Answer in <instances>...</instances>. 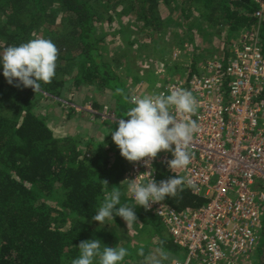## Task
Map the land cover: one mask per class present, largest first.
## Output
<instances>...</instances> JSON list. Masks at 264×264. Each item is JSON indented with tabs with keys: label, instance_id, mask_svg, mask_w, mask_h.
<instances>
[{
	"label": "trees",
	"instance_id": "trees-1",
	"mask_svg": "<svg viewBox=\"0 0 264 264\" xmlns=\"http://www.w3.org/2000/svg\"><path fill=\"white\" fill-rule=\"evenodd\" d=\"M173 3L180 6L182 24L193 45L199 25L227 29L224 51L217 59L222 63L227 62L224 57L229 55L230 41L244 29L258 28L264 52V21L258 23L254 15L258 8L254 0H0V56L6 47L37 39V33L42 31L43 39H50L59 50L52 82H41L37 92L23 85L16 87V80L9 84L0 65V264H64L78 257L82 241L99 239L103 248L134 238L131 233L130 237L110 226L106 219L101 225L92 220L105 194L113 188L122 192L121 205L134 204L123 182L126 159L110 134L118 127L116 121L103 119L108 130L104 139L92 137L83 143L72 135H58L49 125V115L35 110L39 107L35 98L58 101L56 98L71 91V86L106 91L114 101L118 120L127 119V110L132 106L129 98L134 95L130 85H137L140 80L131 55L132 49L137 48L134 34H163L167 29L163 10ZM122 10L130 12L128 24L113 34L121 32L123 48L117 49L116 45L108 52L103 45L107 40L105 33L99 34V24L106 19L112 23L115 14ZM119 24L122 26V22ZM176 44L174 40L172 49ZM190 64L193 68L198 65L197 60ZM123 65L131 82H126L118 72ZM171 66L174 75L185 71L178 63ZM153 71L154 68L150 69L147 76L156 78ZM58 74L66 79L59 80ZM93 106L99 112L104 108L95 100ZM75 113V108L70 107L68 117ZM172 158L170 154L157 164L159 182L181 176L182 169L168 167L167 161ZM60 188L62 194L55 202L54 195ZM164 201L181 211L200 207L206 199L194 195L185 185L183 192L178 191L176 197H166ZM134 211L137 221L147 229L139 230V235L165 230L163 222L146 213L142 206L136 205ZM160 235L158 246L175 255L177 247ZM259 245L258 252L264 253V226ZM123 247L138 255L132 245L127 243ZM171 261L167 263L172 264Z\"/></svg>",
	"mask_w": 264,
	"mask_h": 264
},
{
	"label": "built area",
	"instance_id": "built-area-1",
	"mask_svg": "<svg viewBox=\"0 0 264 264\" xmlns=\"http://www.w3.org/2000/svg\"><path fill=\"white\" fill-rule=\"evenodd\" d=\"M254 1L258 4L254 15L261 23L264 0ZM180 54L176 51L173 59ZM225 57L226 64L209 58L200 69L185 65L177 78L157 83H161L157 94L182 88L198 101L197 112L191 116L199 124L189 145L192 161L180 174L194 181L198 191L193 194L206 202L181 211L165 201L150 202L148 210L142 207L158 217L173 244L185 250L186 257L177 256L173 264H237L254 252L262 236L264 52L258 28L239 31ZM107 111L109 118L114 115ZM170 154L159 152L150 166L144 163L148 158L126 160L124 181L159 183L157 164Z\"/></svg>",
	"mask_w": 264,
	"mask_h": 264
},
{
	"label": "clouds",
	"instance_id": "clouds-1",
	"mask_svg": "<svg viewBox=\"0 0 264 264\" xmlns=\"http://www.w3.org/2000/svg\"><path fill=\"white\" fill-rule=\"evenodd\" d=\"M58 52V48L50 39L43 38L31 39L19 46H8L0 56L3 76L9 84L16 80V87L23 85L37 92L41 89V82H52ZM129 102L132 106L127 110V119L116 121L118 127L110 133L121 156L129 162L148 158L144 163L150 166L151 160L156 158L159 152L170 151L173 158L167 161L168 167L172 170L186 168L192 161L189 145L194 133L199 130L197 121L191 119L198 108V101L192 92L177 88L170 90V94L133 95ZM125 181L127 192L133 197L134 204L121 205L122 192L113 188L110 193L105 194L102 205L92 216L93 221L101 225L106 218L114 220L115 215L121 217L130 228L137 222L134 211L136 205L148 210L150 202H161L166 197H176L178 191H184L185 185L192 189L194 194L198 191L194 181L185 176L170 177L159 183L154 179L147 183H140L137 179ZM102 182L108 185L107 181ZM78 248L79 255L71 264H119L128 255L124 247L101 248L99 239L82 241ZM138 254L144 257L142 264H165V261L170 259V253L163 247L148 255L141 249Z\"/></svg>",
	"mask_w": 264,
	"mask_h": 264
},
{
	"label": "rangeland",
	"instance_id": "rangeland-1",
	"mask_svg": "<svg viewBox=\"0 0 264 264\" xmlns=\"http://www.w3.org/2000/svg\"><path fill=\"white\" fill-rule=\"evenodd\" d=\"M93 1L95 2L96 0ZM128 17H130V12L122 10L121 12L115 14V20L112 23H109V21L106 19L101 24H99V34H101L102 32L105 33L103 35L106 36L107 40L105 43H103V45H106V47L108 48V52H111V48L115 47L116 45L117 49L123 48V44L121 42L123 35L121 34V32H119L117 35H114L113 32L121 31L120 29H122V27H126L125 24H128ZM163 17L166 22L165 27L167 28L163 34H156V36H154L147 31L143 33H139V31H136L137 35L134 34V40H137V48L132 49L131 55L134 58V69L136 70L137 75H139L138 78L140 79L137 81V85H130V87H133L134 94H138L140 96L154 95V92L156 93V91L161 88V85L159 84L167 81L170 78H177L179 75H174L175 70L172 68V64L178 63L179 67H182L183 70L186 67L185 65H188L196 60L197 64H203L206 58L218 59L223 54V40L227 38V29L223 27L219 28V26H214L212 24L199 25L195 28V39L193 45L187 37L188 33L186 31V28L182 24L183 22L181 20V9L178 4L173 3L168 8L165 6V9L163 10ZM121 22L122 26L121 24H119ZM170 25H173V27H171ZM134 29L136 30L137 27H134ZM42 35L43 31L37 33L38 38H43ZM182 38H184V43H182ZM174 40L177 44L174 45L176 46V48L172 49V42ZM115 41H119V43H115ZM176 50H179L181 55L180 58L175 61L172 55H174ZM171 51L173 54L170 55L169 53ZM209 52L211 53V55H209ZM103 53L107 52L103 50ZM162 56H164L163 61L160 60ZM200 56H202V58H199ZM125 60L126 59H124V61ZM152 68H154L153 72L156 73V78L147 76V72ZM118 72L120 73L122 78L126 80V82L132 81V78L129 77L130 75L126 74L124 65L121 66L120 69H118ZM57 78L59 80H62L66 79V76L58 74ZM158 79H160L161 83L157 85ZM37 98L39 107L36 106L35 110L38 113L49 115V125L56 131L58 135H72L75 138L80 139L83 143H85L92 137L104 139L108 130L105 128V124H103V119L109 118V114H105V108H108L107 112H115V104L109 92H97L96 90L90 89L88 87L81 88L79 90V88L71 86V91L65 93L64 96L60 99L56 98L58 99V101L51 100L45 97H36L35 99ZM94 100L96 102H99L104 107L102 112H99L95 109V107L93 106ZM61 101H63L64 104H60ZM70 107H74L76 113L75 115L68 117ZM93 112H95V115L90 114ZM109 119H111L110 121L113 122L118 121L115 113ZM61 194L62 191L60 188L58 190V193L54 195L55 202L59 200ZM117 218L114 217V220L106 218V221L110 226L118 228L119 226L117 225L118 222H116V220L122 221L123 219L119 216H117ZM122 232H127L126 228H122ZM128 232L132 233L131 231ZM155 234H157V236L153 238L154 240H152L153 242H151L150 247L143 249L145 255H148L150 252H154L157 248H160V246H158L161 236L160 234L166 236V238L170 240V237L166 230H163L160 233L156 232ZM146 236L148 235L146 234ZM129 240L131 242L130 245H132L135 250L134 246H136L138 239ZM133 242H135V244H133ZM125 244H127L126 241L119 242L115 246V248L123 247ZM258 247H260V245ZM258 247L254 250V252H252L246 258L242 259L237 264H259L260 262L264 263V253H259ZM262 249L264 250V245ZM174 253L176 255L174 258V255H171L170 253V259L172 260L171 262H173L177 256L182 259L186 257L184 249L175 248ZM132 258H134V264H142V261L144 260V257H142L143 260H140L138 259V255H136L135 257L133 255V252H128V255L122 262H119V264H130ZM72 260L73 259L70 258V260H68L64 264H71ZM165 264H168L167 261H165Z\"/></svg>",
	"mask_w": 264,
	"mask_h": 264
},
{
	"label": "crops",
	"instance_id": "crops-1",
	"mask_svg": "<svg viewBox=\"0 0 264 264\" xmlns=\"http://www.w3.org/2000/svg\"><path fill=\"white\" fill-rule=\"evenodd\" d=\"M224 58H226V57H224ZM205 63V62H204ZM203 63V64H204ZM203 64H198L197 65V67L196 68H194V69H200V67L203 65ZM137 68H138V66H137ZM139 75H137V77H138ZM181 175V174H180ZM117 225L119 226L118 228H116L117 230H122V228H126V231L128 232V231H131L132 233V235L134 236V238L133 239H131L130 237L132 236L131 234H129V232H128V234H129V236L130 237H128V238H130L131 240H135V239H138V242L136 243V246H134L135 247V252L136 253H139V251L141 250V249H145V248H148V247H150V245H151V242H153L152 240H154L153 238L154 237H156L157 236V234H149V233H147V235L148 236H146V234L145 235H139V230L141 231V230H143V231H146L147 232V229L145 228V227H143L142 225L143 224H141L139 221H137V222H134L133 223V225L130 227V228H128L127 227V224H126V222L125 221H119L118 223H117ZM145 229V230H144ZM143 236V237H142ZM128 244H131V242L130 241H126ZM119 243V242H118ZM118 243H116L115 245H117ZM133 244H135V242H133ZM115 247V246H114ZM141 248V249H140ZM139 250V251H138ZM138 251V252H137ZM128 252H132V250H130V251H128ZM133 255L134 256H136V254H134L133 253ZM139 255V254H138ZM171 255H173V254H171ZM140 256V255H139ZM176 255H174L173 256V258L175 257ZM133 259L134 258H132V261L131 262H133ZM140 259H142V256H140Z\"/></svg>",
	"mask_w": 264,
	"mask_h": 264
}]
</instances>
